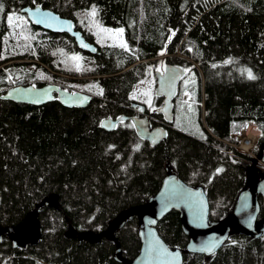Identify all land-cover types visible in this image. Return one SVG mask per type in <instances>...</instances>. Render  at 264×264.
Returning <instances> with one entry per match:
<instances>
[{
  "label": "trees",
  "instance_id": "obj_1",
  "mask_svg": "<svg viewBox=\"0 0 264 264\" xmlns=\"http://www.w3.org/2000/svg\"><path fill=\"white\" fill-rule=\"evenodd\" d=\"M37 4L74 19L98 51L84 50L70 34L46 30L24 15L28 39L11 37L8 17ZM0 6V87L19 78L47 79L93 95L86 107H66L57 100L18 102L0 92V224L21 222L52 192L63 206L41 207L45 231L37 245L14 247L4 235L0 264H122L113 256L115 243L105 237H67V217L77 230H102L121 210L147 202L169 170L205 188L210 220L233 210L253 157L227 141L252 120L262 130L258 145L264 142V0H0ZM93 9L101 25L123 28V43H99L86 29ZM172 62L189 64L186 76L194 85L204 73V120L201 106L191 112L184 107L186 115L181 110L183 84L175 110V118L179 112L200 135L174 121L167 138L152 145L131 119L113 130L101 126L106 116L134 114L133 86ZM159 101L155 97L154 106ZM154 118L152 125L163 120L158 113ZM157 230L184 251L183 264H264V233L256 238L232 229L221 248L206 255L187 251L179 211L161 218ZM116 235L124 256L139 253L137 216Z\"/></svg>",
  "mask_w": 264,
  "mask_h": 264
},
{
  "label": "water",
  "instance_id": "obj_2",
  "mask_svg": "<svg viewBox=\"0 0 264 264\" xmlns=\"http://www.w3.org/2000/svg\"><path fill=\"white\" fill-rule=\"evenodd\" d=\"M22 11L27 13V17L34 24L55 32H67L75 38L80 48L93 53L98 51L97 45L88 41L82 31L76 29L73 19L39 4L27 5ZM186 73L187 69L175 62L168 63L163 70L156 71L155 94L163 96L162 104L156 109L163 115L165 124L174 121V98ZM2 96L36 105L57 100L66 107H86L93 98L89 92L72 91L58 83L17 84ZM130 118L139 136L147 139L152 145L167 138L168 130L165 124L152 125L148 115L122 114L117 118L106 116L101 120V126L113 130L118 122ZM259 159L264 161V142L248 167L247 186L238 194L233 210L220 219H209L210 202L202 185L190 184L177 172L169 170L157 192L147 202L121 210L106 228L77 230L69 225L65 234L67 237H77L80 241L100 242L103 237L113 241V256L122 264H183L184 251L180 247L170 246L157 230L158 221L173 209L179 211L182 229L189 236L186 244L189 252L213 254L225 243L232 229L245 236L260 237L264 233V215H260L261 208H264V176L260 175L257 165ZM59 197L57 192H52L38 202L21 222L7 227L0 224V241L6 232L14 247H29L41 242L44 229L39 219L40 208L45 205L62 210ZM133 216L138 218L141 247L136 256L129 258L123 255L116 231Z\"/></svg>",
  "mask_w": 264,
  "mask_h": 264
},
{
  "label": "rangeland",
  "instance_id": "obj_3",
  "mask_svg": "<svg viewBox=\"0 0 264 264\" xmlns=\"http://www.w3.org/2000/svg\"><path fill=\"white\" fill-rule=\"evenodd\" d=\"M87 22H86V29L89 30L90 32H92V34L94 35L95 39L99 42V43H103V42H114V43H123V31L120 32L119 30H123L122 27L120 28H115V27H111L108 25H101L95 18L94 15H92L91 13H87ZM22 15L26 16L25 14H11L10 16L13 18L12 22H9L10 24V33L9 35L11 37L14 38H19L20 40H27L28 39V27L29 26V22L24 19V17H22ZM27 17V16H26ZM9 21V20H8ZM81 25V23L79 24ZM82 26V25H81ZM108 30V31H105ZM71 59H73L75 61V65L79 66L80 65V57L78 53L73 52V54L70 55ZM77 58V59H74ZM193 62H195L194 60H192ZM184 67L189 69V64H187L186 62H182ZM28 68H31L30 65H27ZM160 69V68H157ZM190 77L191 74H190ZM190 77L188 76H184L181 84H183L184 87V91H183V98H182V106H181V110H184V107L187 108V112H191L193 111L195 108H198V106H201V115L202 117H204L205 113H204V105H203V96H204V92H203V86H204V73L201 72L200 75V80L199 83L197 84H192ZM47 83V82H53V81H49L47 79H28V80H23L22 78L19 79H15L11 82V84L5 85L0 87V92H4L6 89L17 85V84H27V83ZM201 86V98H199L198 92H199V88ZM155 87H156V78H155V71H151L150 74H148L146 77L142 78L141 80H139L134 86L133 89L131 90V96L135 99L136 102H141L144 103L149 109H153L154 107L158 106L160 103H158L156 106H154V98H155ZM188 96H192L193 99L188 100L187 97ZM199 102H202L201 105H198ZM184 114L186 115L185 111H183ZM184 117L182 118V116L180 115L179 112H177V116L175 118V124L177 125V127L179 128H184L186 130H188L190 133H194L195 135H200V130L198 127H196L194 130H192V127H190L188 124L184 125ZM186 122V121H185ZM253 125V124H252ZM188 126V127H187ZM252 129L256 132H260L258 126L253 125L251 126ZM228 143V142H227ZM233 146V145H232ZM236 148V147H235ZM237 149V148H236ZM239 150V149H237ZM241 152V151H240ZM259 167V164H257ZM260 170V168H259Z\"/></svg>",
  "mask_w": 264,
  "mask_h": 264
},
{
  "label": "built area",
  "instance_id": "obj_4",
  "mask_svg": "<svg viewBox=\"0 0 264 264\" xmlns=\"http://www.w3.org/2000/svg\"><path fill=\"white\" fill-rule=\"evenodd\" d=\"M188 100L193 99L192 96L187 97ZM249 125L240 130L237 133L233 134L234 141H227L228 143L234 145L236 148L240 149L242 152L249 154L253 157L256 156L255 147L259 137L258 132H254L253 130H246ZM261 168L264 171V162L260 161Z\"/></svg>",
  "mask_w": 264,
  "mask_h": 264
},
{
  "label": "flooded vegetation",
  "instance_id": "obj_5",
  "mask_svg": "<svg viewBox=\"0 0 264 264\" xmlns=\"http://www.w3.org/2000/svg\"><path fill=\"white\" fill-rule=\"evenodd\" d=\"M77 28H78V25H77ZM168 63H166L165 64V66L167 65ZM165 66L162 68V70L165 68ZM157 70H161V69H156L155 70V72L157 71ZM187 73H188V70H187ZM187 73H186V75H187ZM179 89H180V87H179ZM178 94H179V90H178V93H177V95H176V97L174 98V116H175V110H176V99H177V97H178ZM155 97L158 99V100H160L158 103H160L159 105H161L162 104V102H163V96H157V95H155ZM157 103V104H158ZM156 104V105H157ZM155 105V106H156ZM158 105V106H159ZM158 106H156V107H154L153 109L151 108V109H149L144 103H141V102H136V103H133L132 104V107H133V111H134V114H131V115H148L149 116V118H150V120H151V123H152V120H155V114L156 113H158V114H161L160 112H158L157 111V107ZM130 115V116H131ZM162 115V114H161ZM163 116V115H162ZM131 119V118H130ZM132 120V119H131ZM174 121H175V117H174ZM174 121H173V123H174ZM173 123H171V124H166V127L168 126V125H173ZM118 124V123H117ZM160 124H165V121H164V117H163V120H161L160 121V123L159 124H157V125H160Z\"/></svg>",
  "mask_w": 264,
  "mask_h": 264
},
{
  "label": "bare ground",
  "instance_id": "obj_6",
  "mask_svg": "<svg viewBox=\"0 0 264 264\" xmlns=\"http://www.w3.org/2000/svg\"><path fill=\"white\" fill-rule=\"evenodd\" d=\"M38 5V4H37ZM40 5V4H39ZM42 6V5H41ZM24 8V7H23ZM44 8H48V7H44ZM49 9H51V8H49ZM55 11V10H54ZM21 13L22 14H25L26 16H27V13L26 12H24V11H22V8H21ZM58 13V12H57ZM61 15V14H60ZM66 17V16H65ZM28 18V17H27ZM70 18V17H69ZM29 19V18H28ZM72 19V18H71ZM30 20V19H29ZM74 20V19H73ZM31 21V20H30ZM74 22H75V20H74ZM75 24H76V29H79V28H77V23L75 22ZM41 27V26H40ZM43 28V27H42ZM45 29V28H44ZM46 30H49V29H46ZM80 30V29H79ZM51 31V30H50ZM53 32H55V31H53ZM67 33V32H66ZM83 33V32H82ZM69 34V33H68ZM71 35V34H70ZM84 35V34H83ZM72 36V35H71ZM86 38V37H85ZM88 40V39H87ZM89 41V40H88ZM91 42V41H90ZM31 83H33V82H31ZM47 83H56V82H47ZM27 84H30V83H27ZM27 84H25V85H27ZM34 84H37V83H34ZM43 84H46V83H43ZM43 84H37V85H43ZM15 86V85H14ZM13 87V86H12ZM11 88V87H10ZM9 89V88H8ZM8 89H6L4 92H2V94H4ZM1 94V95H2ZM3 97V96H2ZM114 118V117H113ZM117 118V117H116ZM246 130H252V127L251 126H249L248 128H246ZM261 136V135H260ZM232 139V138H231ZM41 201V200H40ZM39 201V202H40ZM60 201V200H59ZM60 204H61V202H60ZM42 206H45V205H42ZM41 206V207H42ZM61 206H62V204H61ZM52 207H54V206H52ZM35 208V207H34ZM60 210V209H59ZM40 211H41V208H40ZM40 211H39V219H40ZM61 211H63V206H62V210ZM68 218V222H69V225H71V226H73V224L71 223V219L69 218V217H67ZM40 222H41V219H40ZM41 224H42V222H41ZM10 225V224H9ZM69 225H68V228H69ZM8 225H5V226H3L2 225V227H7ZM42 226H43V224H42ZM74 227V226H73ZM75 228V227H74ZM43 235H44V231H45V228L43 227ZM97 230V229H96ZM4 235L7 237V238H9L8 236H7V234H6V232H4L3 233V239H4ZM2 239V240H3ZM10 239V238H9ZM1 240V241H2ZM11 240V239H10ZM0 241V242H1ZM12 242V241H11ZM12 245H13V243H12ZM37 245V244H36ZM14 246V245H13ZM31 246H33V245H31ZM30 247V246H29Z\"/></svg>",
  "mask_w": 264,
  "mask_h": 264
},
{
  "label": "snow or ice",
  "instance_id": "obj_7",
  "mask_svg": "<svg viewBox=\"0 0 264 264\" xmlns=\"http://www.w3.org/2000/svg\"><path fill=\"white\" fill-rule=\"evenodd\" d=\"M0 7H2V6H0ZM95 9H93L92 10V15H95ZM12 17L10 16V17H8V20H9V22H12ZM105 31H108V30H105ZM120 32H122L123 30L121 29V30H119ZM122 46H124V45H122ZM74 59H77V58H75L74 57ZM248 75H249V78H252V79H254L255 77L254 76H252V73H251V71L249 70V72H248Z\"/></svg>",
  "mask_w": 264,
  "mask_h": 264
},
{
  "label": "crops",
  "instance_id": "obj_8",
  "mask_svg": "<svg viewBox=\"0 0 264 264\" xmlns=\"http://www.w3.org/2000/svg\"><path fill=\"white\" fill-rule=\"evenodd\" d=\"M182 65H183V64H182ZM155 78H156V73H155ZM180 86H181V83H180ZM180 86H179V87H180ZM155 88H156V87H155ZM155 95H156V94H155ZM159 106H160V105H159ZM202 118H203V120H204V117H202Z\"/></svg>",
  "mask_w": 264,
  "mask_h": 264
}]
</instances>
